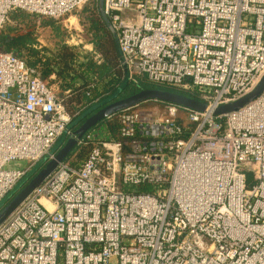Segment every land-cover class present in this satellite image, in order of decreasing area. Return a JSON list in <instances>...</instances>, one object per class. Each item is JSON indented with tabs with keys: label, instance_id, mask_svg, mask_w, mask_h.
Segmentation results:
<instances>
[{
	"label": "built area",
	"instance_id": "built-area-1",
	"mask_svg": "<svg viewBox=\"0 0 264 264\" xmlns=\"http://www.w3.org/2000/svg\"><path fill=\"white\" fill-rule=\"evenodd\" d=\"M87 1L0 0V32L12 11L59 19ZM102 12L129 85L197 89L206 110L144 100L104 117L117 137L88 130L86 156L59 162L0 223V264H264V89L213 114L264 75V0H102ZM72 119L0 50V199Z\"/></svg>",
	"mask_w": 264,
	"mask_h": 264
},
{
	"label": "trees",
	"instance_id": "trees-1",
	"mask_svg": "<svg viewBox=\"0 0 264 264\" xmlns=\"http://www.w3.org/2000/svg\"><path fill=\"white\" fill-rule=\"evenodd\" d=\"M97 4L98 1L94 0L85 2L80 16L83 36L102 54L101 63L90 59L80 62L75 48L62 42L64 31L55 20L40 24L44 28H53L55 36L60 37L59 42L54 43L56 49L36 47V17L23 10L10 12L9 18L14 23L6 24L0 32V50L14 53L25 62L34 76L56 87L64 107L73 118L76 117V112L80 113L94 102L112 94L123 76L114 37L102 19ZM140 88L167 89L206 102L204 94L197 89L185 90L174 85L145 81L128 85L119 93L118 98L128 96ZM102 123H106L113 137H117L118 122L115 116L103 118L93 127ZM91 147V143H85L76 145L74 149L80 159L86 156ZM72 153L73 151L69 156Z\"/></svg>",
	"mask_w": 264,
	"mask_h": 264
},
{
	"label": "water",
	"instance_id": "water-1",
	"mask_svg": "<svg viewBox=\"0 0 264 264\" xmlns=\"http://www.w3.org/2000/svg\"><path fill=\"white\" fill-rule=\"evenodd\" d=\"M99 13L114 37L119 61L122 62L123 59L116 42L115 32L102 12V0H99ZM122 72L123 76L116 90L78 113L67 125L66 130L58 137L50 153L36 161L12 189L0 199V223L54 171L59 162L63 161L72 152L78 140L107 115L134 106L144 100L173 103L184 108L198 111L206 110V103L203 101L161 88H140L128 96L118 98L119 93L129 85L128 69L123 62ZM263 89L264 75L250 93L234 102L216 107L213 109V114L220 115L234 111L258 96Z\"/></svg>",
	"mask_w": 264,
	"mask_h": 264
},
{
	"label": "rangeland",
	"instance_id": "rangeland-1",
	"mask_svg": "<svg viewBox=\"0 0 264 264\" xmlns=\"http://www.w3.org/2000/svg\"><path fill=\"white\" fill-rule=\"evenodd\" d=\"M89 1V0H88ZM97 2V0H94ZM83 6V5H82ZM82 6L80 8L75 9L74 11L65 14L59 19H54L50 17H43V16H33L36 17V40L38 43V46L36 47H47L49 49H56L55 44L56 42H59V38L55 36V31H53V28L47 27L44 28L40 23L43 21H49V20H55L57 25H60L61 29L64 31V38L63 43L66 45L73 46L77 52L78 60L80 62H85L87 60H93L97 63H101L102 61V54H100L95 47L92 45V43L83 36V25H82V16H80V10L82 9ZM97 6L99 7V1ZM99 11V8H98ZM13 20L9 18V21L6 22L8 25H13ZM5 24V25H6ZM4 25V26H5ZM54 35V36H53ZM54 88L55 93L57 94L56 87ZM154 106H142L141 108L138 107V109H149ZM73 153L65 158V160L71 161L72 159L76 158L78 159V156L76 155V150H72ZM80 160V159H78ZM73 161V160H72Z\"/></svg>",
	"mask_w": 264,
	"mask_h": 264
},
{
	"label": "crops",
	"instance_id": "crops-1",
	"mask_svg": "<svg viewBox=\"0 0 264 264\" xmlns=\"http://www.w3.org/2000/svg\"><path fill=\"white\" fill-rule=\"evenodd\" d=\"M51 87H53L52 85H50ZM54 89V88H53ZM58 95V94H57ZM79 159V158H78ZM82 158H80V160H81Z\"/></svg>",
	"mask_w": 264,
	"mask_h": 264
}]
</instances>
